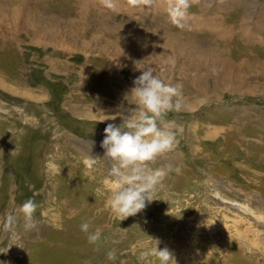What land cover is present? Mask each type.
<instances>
[{
  "label": "rangeland",
  "instance_id": "rangeland-1",
  "mask_svg": "<svg viewBox=\"0 0 264 264\" xmlns=\"http://www.w3.org/2000/svg\"><path fill=\"white\" fill-rule=\"evenodd\" d=\"M71 1L62 0L68 9L59 17L62 38L46 31L38 43L23 36L0 43V62L13 66L8 75L0 72V222L25 199L38 203L36 229L25 231L20 221L18 235L9 239L0 223V261L156 264L140 253L158 239L177 264H264V0H191L189 17L196 23L223 19L214 35L199 33V39L179 36L186 23H166L168 15L154 11L152 2L163 0L150 6L129 0L128 25L102 0H89L98 11L84 24ZM229 28L227 38L218 35ZM130 31L147 39L138 55L126 51L127 43L134 47L125 38L134 36ZM115 36L122 40L116 51ZM150 36L186 46L163 59ZM141 64L183 84L181 108L165 117L178 142L152 164L173 166L153 200L119 220L108 204L110 161L101 141L106 124L118 123L123 106L133 103L125 93ZM90 155L99 156L91 168ZM84 220L90 230L101 229L100 241L88 242L80 229ZM113 248L117 256L110 260Z\"/></svg>",
  "mask_w": 264,
  "mask_h": 264
},
{
  "label": "clouds",
  "instance_id": "clouds-1",
  "mask_svg": "<svg viewBox=\"0 0 264 264\" xmlns=\"http://www.w3.org/2000/svg\"><path fill=\"white\" fill-rule=\"evenodd\" d=\"M144 2L150 3L151 0ZM102 3L108 8L114 7L113 0H102ZM190 3L191 0H166L165 11L173 25L185 27V21L190 15ZM135 68L139 70V75L133 78L131 88L125 93V97H131L133 103L123 106L124 112L118 123L113 119V122L106 124L103 130L105 135L101 141L103 156L110 161L105 178V183L110 188L108 204L119 220L145 209L153 200L150 198L151 193L172 170L171 164L165 167H153L152 164L176 146L178 141L173 122L165 121V117L182 106L181 82H166L160 75L155 74L151 65H135ZM98 157L90 155L87 161L90 168L97 162ZM175 171L179 172V167ZM37 208L38 203L29 197L7 212L0 223L8 231L9 239L18 235L16 226L20 221L23 222L25 231L37 228ZM90 228L88 220L80 224V229L86 234L89 243L100 241L101 229ZM155 240L156 246L142 251L140 259L155 257L156 264H177L173 252L167 246L159 248V240ZM106 255L108 259L114 260L117 256L116 249H110ZM0 264L3 262L0 261Z\"/></svg>",
  "mask_w": 264,
  "mask_h": 264
},
{
  "label": "bare ground",
  "instance_id": "bare-ground-1",
  "mask_svg": "<svg viewBox=\"0 0 264 264\" xmlns=\"http://www.w3.org/2000/svg\"><path fill=\"white\" fill-rule=\"evenodd\" d=\"M56 1L57 0H52V1L48 0L47 2L45 0H0V43L4 44L6 41L7 42L12 41V43L20 42L22 39V36L24 38H27V40H30V43H31V41L38 43V42H40L39 39L37 38L38 34H40L41 32H46V31L50 32L49 36H51L54 39L55 38H62V20L59 17H62V13L64 15L67 14L68 9L66 7H62V0L57 1V2ZM82 1L83 0H72L67 5L68 6H74L75 14L78 15L79 17H83L84 18V24H85L86 21L88 20V18H91V17H89V15H92L91 12L94 10V8L92 9L89 7H91V5H94V4H89L88 3L89 0H86L85 3H81ZM128 1L129 0H113L114 7L110 8V11H111L110 14H112V13L119 14V17H118L119 22L126 23L129 21V18L127 15V10H128L127 7H129ZM220 1L224 2L226 4H231L232 0H220ZM51 2H52V4H51ZM165 4H166V0H163L160 5L155 4L154 1L152 2V6L154 7L155 12L159 11L161 9V11H159V12L161 14L163 12H165L164 14L167 15V13L165 11ZM150 5H151V2L148 6H150ZM104 7H106V6L104 5ZM95 10L98 11V8ZM94 11H93V14L95 13ZM51 13H54L53 15L55 17H48V15ZM83 18H80V21L83 20ZM220 18H221V15H220V17L213 19L211 22H208L206 24V26H202V25L195 22L194 17L188 16L187 20L185 21L187 29L183 30L182 33L179 34V36L185 34L183 36V38L184 37H190V36L198 38L197 36L200 35L199 33H204V35L201 36V38L206 37V36L210 37L211 35H214L216 33V31H218V30H215V26L217 24H219L221 22V20H223ZM218 19H220V20H218ZM137 20L138 19H135V25H137L138 28H141L142 26H141V24H139V22H137ZM258 20L261 21V18ZM165 21H166V23H169V24L171 23L170 21L169 22L167 20H165ZM142 22H143V20H142ZM126 24L128 25V23H126ZM169 24H166V26H168ZM230 26L233 27L234 25H230ZM229 30H230V28L226 29L225 31L219 30L220 33L218 35L221 38H227L229 35ZM195 31H198V33H194ZM130 33L132 35L134 34V33H132V31H130ZM248 33H251L250 29L249 30L247 29L244 32V34H248ZM169 35H171V34H169ZM116 37L117 36H115V38H114V50L115 51L117 50V49H115V47H119L120 42L122 41L120 39H117ZM192 37H190V38H192ZM125 38L127 41H130L134 45V47H132V46L129 47V45L127 43V50L126 51L135 50V52L133 54L138 55L139 54V48L138 47L142 42L145 41L146 38L145 39L141 38L139 33L134 34V36L126 35ZM148 39H149V42L153 43L152 47H160L161 48L163 59H168V57L172 56V50L177 49V48L184 50V47L186 46L185 43H180L179 41H176L175 39L171 38L170 36H168L167 38H162V40H160L159 38H157L155 36H150ZM198 39H197V42H199ZM112 42H113V40H111V44H112ZM81 46H82V48L85 49L84 43ZM3 48L5 49V47H3ZM107 52L108 53H106V55L111 53V51L109 52V49L107 50ZM128 54H130V53H126V56ZM150 55L151 54H144L143 56H146V58H148ZM60 62H62V61H60ZM4 65H5V63L0 62V68H1L0 72L2 75H6V74L8 75V72H9L8 70L13 66L11 65V67H6ZM20 83H21V81H20ZM42 248H44V247H42Z\"/></svg>",
  "mask_w": 264,
  "mask_h": 264
}]
</instances>
